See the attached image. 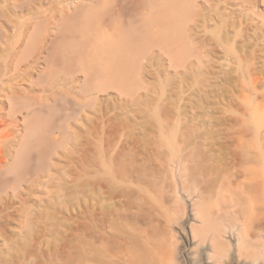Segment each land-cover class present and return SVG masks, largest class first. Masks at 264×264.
Returning <instances> with one entry per match:
<instances>
[{
	"label": "rangeland",
	"instance_id": "obj_1",
	"mask_svg": "<svg viewBox=\"0 0 264 264\" xmlns=\"http://www.w3.org/2000/svg\"><path fill=\"white\" fill-rule=\"evenodd\" d=\"M28 1L31 2L0 0V13L14 21L30 17V8L41 9L37 18L30 19L32 24L48 17L51 8L47 0ZM182 1L72 0L69 12L73 17L61 14L65 2H56L55 22L47 25L49 32L35 61L32 58L23 61L22 57L33 26L15 56L4 50L12 40L6 41L0 31V187L10 181L7 189L0 190V208L7 210L0 212L4 214V221L0 217V226L3 224L0 258L7 264H18L16 257L33 253L34 240H41L35 244L36 258L27 257L22 264H85L82 248L86 237L78 233L82 229L77 225L83 226L79 223L84 220V161L88 147L92 146L90 138L96 134H88L87 127L99 125L100 116L104 119L105 131L133 133L140 139V148L144 146V137L150 138L154 140L152 146L168 155L181 149L187 152L196 147L204 153L212 148L217 160L228 159L229 148L244 145L239 140L242 134L247 147L261 146L254 134L264 129V96L261 95L264 91V0L258 1L256 13L246 5L247 8L237 5L239 12L241 8L244 10L238 13L233 8L236 21L230 18L235 22L229 21L227 25L213 19L206 25L191 22L189 26L185 23ZM80 2L85 3L83 7ZM246 12L250 14L247 16ZM3 20L0 14V22ZM10 25L5 27L9 35ZM201 38L209 41V60L204 58L205 51L200 57ZM130 40H135L144 50L142 47V51H127L124 45ZM188 42L192 44L190 49ZM116 54H123V60L137 61L127 68L121 66V83H116L119 87L112 84V74L117 70ZM11 57L14 62H28L30 66L16 78L8 79L14 71L2 64ZM202 57L204 63L200 64ZM247 69L259 77L257 93H251L243 77ZM11 89H15L13 94ZM77 101L84 103L83 107ZM75 109L79 114L67 127L58 130L64 124V115ZM157 117L172 119L167 131H158ZM109 118L114 121L112 125L108 124ZM167 158L158 162L162 172L168 166ZM49 161L53 164L50 170L53 179L47 184L34 182L32 189L27 188L35 178V171ZM185 163L197 169L194 161L185 160ZM246 173L240 171L236 177L250 176ZM182 196L183 221L189 238L172 222L171 232L183 252L174 264H201L197 240L192 239L190 222L186 219L198 197L191 190L182 191ZM4 200L7 206L12 203V208L4 205ZM25 202L33 209L34 216H26ZM13 209L15 214L11 212ZM50 222H55L57 227L50 226ZM227 264H240V260L234 257Z\"/></svg>",
	"mask_w": 264,
	"mask_h": 264
},
{
	"label": "bare ground",
	"instance_id": "obj_2",
	"mask_svg": "<svg viewBox=\"0 0 264 264\" xmlns=\"http://www.w3.org/2000/svg\"><path fill=\"white\" fill-rule=\"evenodd\" d=\"M30 1H39L42 3L44 0ZM47 1L51 8L48 17L46 19L36 20L33 24V21L30 19L37 18L40 15L41 9L39 8H30L28 12L31 14L30 17L14 21L11 20L7 14L3 12L0 13L4 18L3 22H0V31H2L1 37L5 38L6 41L12 40V42L7 44L8 46L5 47L4 50L9 51L8 53L11 56H15L18 53L19 48L27 36V31L33 26V31L29 35L26 46L22 50V57L23 61H28L29 58L35 61L37 56L42 52L43 40L45 35L49 32L47 25L51 22H55L57 13L56 2H65V7H62L60 10L61 14L73 17V14L69 12V8L73 3L72 0ZM258 1L259 0H183V4H181L183 5L185 23H187V26H189L191 22H200L201 25H206L207 21L213 19L219 20L222 23L224 22V25H227L229 21H236L235 15L232 16V14H234L232 11L233 8L240 13L242 8L240 12L236 8L246 5L248 9H251V12L256 13L258 10L255 11L254 8L258 5ZM84 4L85 3L80 2V7H83ZM181 4L179 6H181ZM237 5L239 6L237 7ZM179 6L177 5L178 8ZM171 8H173V6ZM249 12L248 14H250ZM235 14H237V12ZM245 14L248 16L247 12ZM257 15L260 14L257 13ZM230 18H235V21ZM262 21L263 20H261V24ZM9 25L12 30L10 35L5 29V27H9ZM200 40H202L200 41L201 47L199 46V48H202L200 57L203 56V51H205L207 56L205 55L204 58L206 57L207 59V53H209L207 51H210V46L207 47L209 41L207 42L202 38ZM215 42H217V40ZM191 45L188 47L189 49ZM142 47L143 46L139 45L135 40L127 41L124 45L127 51H133L135 49L141 50ZM142 50H144V47ZM8 53L6 52V54ZM200 61H203V57ZM21 62L22 61L14 62L13 57H11L2 64L7 70L13 69L14 71V75H9L8 79L16 78L19 73L30 66L28 62L24 64ZM136 62L135 59L130 60V62L128 60H123V54H116L117 70L112 74V84L114 86L116 83L120 85L121 76L119 70H121V66L124 65L125 68H127ZM201 62L200 64L204 63ZM22 65H25V68H23ZM243 77L247 79V84L250 89H252L251 93H257L256 83L259 77L248 69L243 74ZM117 84L116 87H119ZM13 92H15V89H11L12 94ZM261 95L264 96V91H261ZM77 103L78 106L83 107L84 103L80 101H77ZM76 112L78 111L75 109L70 113H66L63 117L65 125H59L57 127L58 130H63L65 126L67 127L73 118H75L76 114H79ZM110 119L111 118L108 119L110 121L108 124L112 125L114 121ZM155 119L159 132H164L169 129L172 119H168L167 117H157ZM99 122V125L87 127L88 134L91 135L92 132L96 134L90 138L92 146L88 147L84 161L86 163L83 182L85 197L83 209L84 217L82 218H84V220L82 222L79 219L82 222L79 224H83L84 228L83 226L77 225V228L79 227L83 232L77 229L78 233L82 235L85 234L86 237L83 240L85 242L82 248V250H84L85 264H174L178 256H183V252L180 246H178L179 243L175 242L176 236L171 232V226L172 222L176 223L184 231V233L181 232L186 235V239L187 234L189 238V232H185V221H183L185 206L182 196V191L188 190H191V192L198 197V199L192 203L191 212L186 215V219L190 222L189 230L192 239L197 240L196 243L199 249L198 254L202 261L201 264H227V262L233 260L234 257H236L238 261L240 260V264H264V129L254 134L255 138L261 142V146H258L260 148L247 147V141L244 134H242L239 140L242 142L240 144L244 145H241L238 149H228L229 156H227V158L230 160L225 157L221 160H217V154H215L212 148H208L204 153L197 150L196 147V149L191 148L187 152L181 149L178 153L171 151L168 155L166 151L152 146L154 140L146 137H144L143 140L144 146L140 148L138 145L140 139L133 133L118 134L119 132L115 130H112V132L105 131V129H103L105 122L102 116L99 117ZM192 123L191 125L194 126V122ZM117 124L121 125V122ZM232 125L233 123L231 126ZM97 127L100 129L97 130ZM166 157H168V166L164 168L162 172L158 162H162ZM185 160L194 161L197 165V169L189 166L188 163H185ZM49 162L51 163V161ZM49 162H43V164L40 165V169L34 173L35 178L31 177L32 181H28L31 185L27 188L32 189L31 187L34 182L47 184L53 179V175L50 172L53 164H49ZM240 171H242V173L247 171L250 176L239 179L236 175ZM247 173L245 175H247ZM9 183L10 181L3 182L0 190L5 189ZM189 183L192 186L188 187ZM0 202H2V199H0ZM6 203L4 200V205H6ZM1 204L3 205V203ZM10 205L11 206H8L12 208V203ZM4 208H0V212L3 211ZM18 209L20 210V208ZM24 209H27V211L24 210L26 216L32 214V208L29 209L27 206V208ZM12 211H14V209L11 210V212ZM15 212L16 210L13 213L15 214ZM25 212H23V216ZM21 214L19 213L18 215ZM51 214L53 215V213ZM0 217L4 221V214H1ZM32 218L36 220L34 217H31V220ZM33 220L32 222L37 223V221ZM5 223L7 222L5 221ZM20 224L22 223L20 222ZM49 225H56L57 227L55 222H50ZM73 234L74 233L71 234V237ZM18 236L19 235H17V238ZM1 237L4 238V235H1ZM74 238L77 237L74 236ZM30 241H32V239ZM36 241L41 242V240H34L35 243L33 242L31 244L35 246H33L31 250H34L33 253H26V255L24 254L21 257L18 255L19 258L16 257L18 264H22L23 259L25 260L27 257L29 259L36 258ZM1 242L3 243V241ZM68 246L72 248L70 243ZM65 249L66 248H64V250ZM52 250L55 251L54 248ZM73 253L75 252L73 251ZM75 255L79 256L78 254ZM68 258L67 256V259ZM49 260L50 259H48V261ZM0 264H7L6 260L0 258Z\"/></svg>",
	"mask_w": 264,
	"mask_h": 264
}]
</instances>
